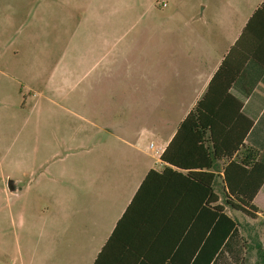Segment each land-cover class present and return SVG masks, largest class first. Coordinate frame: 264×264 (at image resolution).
I'll use <instances>...</instances> for the list:
<instances>
[{
    "label": "crops",
    "instance_id": "crops-1",
    "mask_svg": "<svg viewBox=\"0 0 264 264\" xmlns=\"http://www.w3.org/2000/svg\"><path fill=\"white\" fill-rule=\"evenodd\" d=\"M263 2L0 0L2 145L18 129L17 144L0 150V197L33 251L28 264H95L151 170L171 167L161 194L184 201L186 176L200 168L163 155L237 43L236 54L264 45L261 20L251 21ZM229 91L264 163V65L253 54ZM187 136L172 156L195 161ZM212 160L204 170L223 203L230 159ZM254 203V216L226 206L238 236L216 264H264V184ZM180 235L134 233L125 256L114 245L96 264H185Z\"/></svg>",
    "mask_w": 264,
    "mask_h": 264
},
{
    "label": "trees",
    "instance_id": "trees-1",
    "mask_svg": "<svg viewBox=\"0 0 264 264\" xmlns=\"http://www.w3.org/2000/svg\"><path fill=\"white\" fill-rule=\"evenodd\" d=\"M256 18L264 26V2L251 21ZM238 45L240 43L224 59L207 91L182 122L175 139L163 155V159L177 167L189 170L200 168L197 172L190 171L186 176V179L193 180L192 184L189 180L184 184V201L178 205L176 197H167L165 191L161 194L164 179L168 173L173 172L171 167L163 172L151 170L96 263L114 245H118L115 255L125 256L134 233L162 235V230L167 226L169 229L179 226L180 239L185 233L181 241V245L186 247L185 264H216L220 254L229 247L232 237L238 236L237 220L226 212V206L255 215L252 211L258 208L254 199L264 184V163L258 159L260 151L244 141L248 130L253 126V120L241 113V102L229 90L241 75L251 54L264 65V45L250 43L241 54H236ZM234 103L237 104L236 113L245 119L242 130L240 119L237 121L234 117ZM230 116L234 121L229 120ZM239 130L241 132L238 136ZM184 132L189 135L186 137L189 146L200 150L193 156L195 161L192 160V153L185 155L184 159L183 155L181 159L172 156V149ZM239 150L241 153H238ZM235 154L236 157L233 158ZM223 157L229 158L230 162L225 168V201L222 203L213 185L215 174L204 168L212 166L213 160L209 162L210 159ZM164 220H168L169 224H163ZM179 249L181 253V247ZM172 258L176 259L177 256Z\"/></svg>",
    "mask_w": 264,
    "mask_h": 264
},
{
    "label": "rangeland",
    "instance_id": "rangeland-1",
    "mask_svg": "<svg viewBox=\"0 0 264 264\" xmlns=\"http://www.w3.org/2000/svg\"><path fill=\"white\" fill-rule=\"evenodd\" d=\"M142 1V0H138ZM176 1V0H168ZM64 26L59 24L58 37H66V33L62 29ZM11 113L13 108H9ZM2 107L0 106V113H2ZM1 125V121H0ZM4 144L2 134L0 130V150L4 149L7 143L10 145H16L18 141V129L14 131H7L4 135ZM1 157V156H0ZM1 170V165H0ZM18 206V205H17ZM18 218L15 217V222L11 217L10 210L7 209L6 200L4 201L2 196L0 197V264H28L32 258V250H29L27 244L23 238L21 231L18 229Z\"/></svg>",
    "mask_w": 264,
    "mask_h": 264
},
{
    "label": "built area",
    "instance_id": "built-area-1",
    "mask_svg": "<svg viewBox=\"0 0 264 264\" xmlns=\"http://www.w3.org/2000/svg\"><path fill=\"white\" fill-rule=\"evenodd\" d=\"M162 4H163V5H166V1H163Z\"/></svg>",
    "mask_w": 264,
    "mask_h": 264
}]
</instances>
